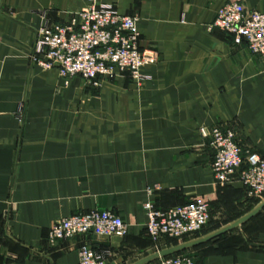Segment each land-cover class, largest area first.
I'll list each match as a JSON object with an SVG mask.
<instances>
[{
  "label": "crops",
  "instance_id": "0c3cea01",
  "mask_svg": "<svg viewBox=\"0 0 264 264\" xmlns=\"http://www.w3.org/2000/svg\"><path fill=\"white\" fill-rule=\"evenodd\" d=\"M100 1L138 18L139 49L156 54L141 87L127 73L99 88L79 77L65 85L32 63L37 32L67 24L85 0H0V264H78L83 242L107 251V264H139L201 238L152 242L146 202L159 210L204 202L215 232L264 199L249 198L239 181L217 186L197 132L230 130L244 157H264V63L210 28L237 0ZM239 1L264 12V0ZM91 211L119 216L127 234L47 242L54 222ZM232 231L183 252L196 264H264V208Z\"/></svg>",
  "mask_w": 264,
  "mask_h": 264
},
{
  "label": "built area",
  "instance_id": "2783aa9c",
  "mask_svg": "<svg viewBox=\"0 0 264 264\" xmlns=\"http://www.w3.org/2000/svg\"><path fill=\"white\" fill-rule=\"evenodd\" d=\"M138 18L119 14L100 0H85V7L64 25L43 27L37 34L30 59L43 71L55 70L68 85L74 77L85 86L99 88L103 81L127 73L141 87L148 76L145 69L157 62L154 52L140 51ZM210 28H217L233 38L237 45L245 42L249 51L264 63V12L246 11L241 1L223 4ZM18 116L21 108H18ZM198 136L208 140L213 159L210 172L214 183L224 187L239 181L252 199L264 196V157L242 150L235 134L219 127H200ZM148 192H151L148 191ZM145 230L154 243L162 239L189 238L200 232L210 220V208L201 201L159 210L151 202L143 206ZM127 226L111 213L91 211L62 218L48 230L47 242H59L93 233L101 237H124ZM78 264H107L109 253L96 252L83 242L77 248ZM158 264H196L190 255H174Z\"/></svg>",
  "mask_w": 264,
  "mask_h": 264
},
{
  "label": "water",
  "instance_id": "95a60500",
  "mask_svg": "<svg viewBox=\"0 0 264 264\" xmlns=\"http://www.w3.org/2000/svg\"><path fill=\"white\" fill-rule=\"evenodd\" d=\"M263 208H264V199L251 212H249L247 215L239 218L238 220L234 221L233 223L226 225V226L222 227L221 229H219L215 232H212L208 235H205L201 238H198V239H195V240H192L189 242H185L182 244H178L176 246H173V247L167 248L165 250H161L159 252H156L152 256L145 258L139 264H145L149 261L156 260V259H164V258L170 257L172 255L181 253L183 251H187V250H190L192 248L198 247V246L205 244L209 241H212V240H214V239L238 228L239 226L243 225L245 222H247L248 220H250L251 218L256 216Z\"/></svg>",
  "mask_w": 264,
  "mask_h": 264
},
{
  "label": "rangeland",
  "instance_id": "374dc122",
  "mask_svg": "<svg viewBox=\"0 0 264 264\" xmlns=\"http://www.w3.org/2000/svg\"><path fill=\"white\" fill-rule=\"evenodd\" d=\"M216 227H218L216 224H213V222L209 221L207 223V226L205 227V229L201 233H199L196 238L202 237V236L216 230L217 229ZM231 232H233V231H231Z\"/></svg>",
  "mask_w": 264,
  "mask_h": 264
},
{
  "label": "trees",
  "instance_id": "16d2710c",
  "mask_svg": "<svg viewBox=\"0 0 264 264\" xmlns=\"http://www.w3.org/2000/svg\"><path fill=\"white\" fill-rule=\"evenodd\" d=\"M243 156V155H242ZM244 157V156H243ZM207 226V225H206ZM205 226V227H206ZM205 227L200 231V232H198L196 235H194V236H197L199 233H201L204 229H205ZM217 229L219 228V227H216ZM170 240V239H169ZM184 241H186V238H183V239H178V240H170L169 242H170V244L171 245H176V244H178V243H180V242H184ZM177 255H189V254H187V253H185V252H182V253H179V254H177ZM191 256V255H190ZM191 257H193V256H191ZM194 258V257H193ZM194 260H195V258H194ZM195 262H196V260H195Z\"/></svg>",
  "mask_w": 264,
  "mask_h": 264
}]
</instances>
